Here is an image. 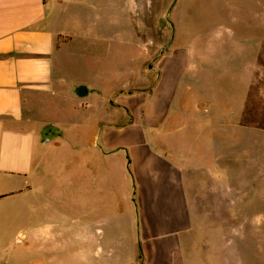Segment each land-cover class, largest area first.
Masks as SVG:
<instances>
[{
    "label": "crops",
    "instance_id": "1",
    "mask_svg": "<svg viewBox=\"0 0 264 264\" xmlns=\"http://www.w3.org/2000/svg\"><path fill=\"white\" fill-rule=\"evenodd\" d=\"M112 7L0 0V264H197L198 256L244 264L245 240L264 238V104L238 114L249 122L236 124L229 151L226 123L213 125L226 115L213 114L207 75L202 83L191 71L185 81L187 55L174 49L160 52L151 93L118 94L116 78L78 80L66 91L77 99L71 111L51 107L67 97V61L115 67ZM255 52L238 68L250 80L257 72L264 103ZM100 102L115 113H96ZM187 126L206 132V145L197 150Z\"/></svg>",
    "mask_w": 264,
    "mask_h": 264
},
{
    "label": "rangeland",
    "instance_id": "2",
    "mask_svg": "<svg viewBox=\"0 0 264 264\" xmlns=\"http://www.w3.org/2000/svg\"><path fill=\"white\" fill-rule=\"evenodd\" d=\"M111 2L113 6L111 15L113 14L117 21L115 67L112 62L100 63L95 58L90 63L82 60L67 61L64 67L63 77L66 83L62 88L63 93L66 95L69 87L78 80L93 86L102 79L110 78L112 83L116 78L118 94L141 91L151 93L159 77L160 52L163 50L168 53L170 50L182 49L187 55L183 67L184 80L188 82L191 71L198 73L202 83L207 75L210 87L208 99L214 103L213 114L226 115L223 121H213V125L220 128L221 123H226L229 151H237L232 136L238 129L236 124L249 122L239 119L238 114L252 113L258 104L261 103L259 107L264 104L263 100L258 101L262 94L259 96L257 72L254 75L256 78L250 80L249 75L247 77L246 72L242 73L238 68L244 60L248 62L253 59V50L256 51L255 57L258 58L259 51L262 67L260 77H264V0H111ZM258 15H261L260 24L256 19ZM142 60L145 61L141 62ZM196 65L199 70L196 69ZM263 82L264 79L261 83ZM76 101L75 98L60 96L56 100L57 103H54L55 106L51 107L54 110L59 107L60 110L63 108L65 111H71ZM95 112H100L102 117L107 113H115L112 108L103 107L101 102L95 108ZM124 115V112L118 111L117 122H121ZM194 128L199 129L198 126H187L183 133L185 136L189 135L192 133L190 130L194 131ZM175 133L171 132L170 138H173ZM192 134L194 140L192 145L196 149L199 145H206V132ZM213 142L218 144L219 137H213ZM234 158L235 162L230 163L229 171L237 174V156ZM200 185L202 184L197 186ZM230 186L234 188H230L231 194L235 193V184ZM234 202L230 201V211H235ZM235 223V218L230 215L229 225ZM229 242L228 248L235 256L238 241L230 239ZM239 242L242 249L241 241ZM245 242L248 244L244 245V254L242 250L246 257L244 264H264L262 235L259 241L257 239L250 241L252 244H249L248 239ZM198 261L197 264L214 263L213 261L204 263L205 257L201 256H198Z\"/></svg>",
    "mask_w": 264,
    "mask_h": 264
},
{
    "label": "water",
    "instance_id": "3",
    "mask_svg": "<svg viewBox=\"0 0 264 264\" xmlns=\"http://www.w3.org/2000/svg\"><path fill=\"white\" fill-rule=\"evenodd\" d=\"M75 95L78 97H84L86 95V88L84 86H79L75 89Z\"/></svg>",
    "mask_w": 264,
    "mask_h": 264
},
{
    "label": "built area",
    "instance_id": "4",
    "mask_svg": "<svg viewBox=\"0 0 264 264\" xmlns=\"http://www.w3.org/2000/svg\"><path fill=\"white\" fill-rule=\"evenodd\" d=\"M43 1V3H48V2H50L51 0H42Z\"/></svg>",
    "mask_w": 264,
    "mask_h": 264
}]
</instances>
